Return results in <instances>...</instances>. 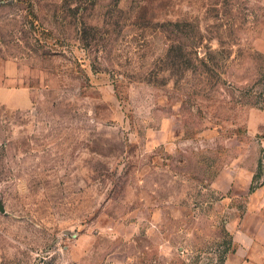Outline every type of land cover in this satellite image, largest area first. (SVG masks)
Listing matches in <instances>:
<instances>
[{
  "label": "rangeland",
  "instance_id": "obj_1",
  "mask_svg": "<svg viewBox=\"0 0 264 264\" xmlns=\"http://www.w3.org/2000/svg\"><path fill=\"white\" fill-rule=\"evenodd\" d=\"M264 186V0H0V264H221Z\"/></svg>",
  "mask_w": 264,
  "mask_h": 264
},
{
  "label": "crops",
  "instance_id": "obj_2",
  "mask_svg": "<svg viewBox=\"0 0 264 264\" xmlns=\"http://www.w3.org/2000/svg\"><path fill=\"white\" fill-rule=\"evenodd\" d=\"M235 250L221 264H264V186L249 197Z\"/></svg>",
  "mask_w": 264,
  "mask_h": 264
}]
</instances>
